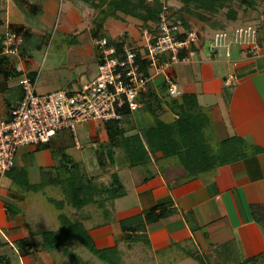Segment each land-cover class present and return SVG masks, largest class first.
Returning a JSON list of instances; mask_svg holds the SVG:
<instances>
[{"label": "crops", "instance_id": "obj_1", "mask_svg": "<svg viewBox=\"0 0 264 264\" xmlns=\"http://www.w3.org/2000/svg\"><path fill=\"white\" fill-rule=\"evenodd\" d=\"M30 2L40 5L41 12L28 13L16 0H0V48L10 25L54 31L65 46L51 61H42L49 66H37L29 53L21 64L33 78L35 93L75 92L98 72L92 35L98 10L79 0ZM257 16L251 20L238 13L216 27L198 26L194 58L167 71L178 94L167 93L164 75L152 77L139 108L120 121L114 145L107 122L88 121L78 123L75 133L63 127L45 143L20 146L14 166L0 175V264H91L80 242L66 250L43 244L41 231L57 230L61 214L81 222L96 248H117L116 264H264V14ZM248 25L256 27V54L235 40V30ZM81 30L89 35L86 56L79 47L84 43ZM103 31L110 38L126 33V40L137 44L141 22L108 17ZM214 32L227 34L228 47H210ZM18 63V58L0 53V121L9 118L22 97ZM190 94L207 116L212 140L240 137L249 144L246 156L188 177L176 161L175 148L149 149L146 128L156 120L177 119L182 97ZM65 165L80 167L97 187L113 183L121 188L113 198L111 192H95L98 204L81 207L61 203L63 195L48 197L55 201L59 224L46 228L44 215L25 204L30 192L55 188L51 178L66 171ZM97 259L93 264H108Z\"/></svg>", "mask_w": 264, "mask_h": 264}, {"label": "built area", "instance_id": "obj_2", "mask_svg": "<svg viewBox=\"0 0 264 264\" xmlns=\"http://www.w3.org/2000/svg\"><path fill=\"white\" fill-rule=\"evenodd\" d=\"M159 1L157 24L152 30L141 31L139 43L125 40L116 48L109 45L107 37L93 39L98 53L97 75L72 93L62 89L35 93L33 78L21 64L27 58L19 52L22 37L11 30L5 33L0 53L18 58L16 69L20 73L18 83L22 97L10 110L9 118L0 121V175L14 166L20 146L45 143L63 127L75 133L80 122L121 121L124 108L129 111L139 108V97L148 91L155 75H164L169 95L178 94L176 83L167 71L173 64L194 58L199 35L196 29L173 24L170 1ZM235 35V40L248 45L252 54L258 52L255 26L237 28ZM226 40V33L216 32L210 47L214 51L228 47ZM141 61L148 66L147 74L143 72Z\"/></svg>", "mask_w": 264, "mask_h": 264}, {"label": "trees", "instance_id": "obj_3", "mask_svg": "<svg viewBox=\"0 0 264 264\" xmlns=\"http://www.w3.org/2000/svg\"><path fill=\"white\" fill-rule=\"evenodd\" d=\"M16 1L20 7L26 8L30 13L38 14L41 12V6L31 3L30 0ZM80 1L98 10L93 21L92 35L94 37H107L109 45L115 46L116 48H119L126 40L127 34L125 33L122 37L118 38L108 37L103 31V24L108 17L118 19L122 15L130 16L141 22V31L144 28L152 30L157 24L160 10L159 0H152L151 2H147V0ZM169 1L171 22L184 29L185 27L180 23L181 21L182 24H185L184 13L194 15L202 24H210L214 27L218 24H216L217 22L213 16L223 7L227 8L226 18L230 20H235L238 13H241L243 16L252 15L255 11H257L255 14H264V6L257 5V0H177L180 5L176 7V10L173 8L171 0ZM235 1L238 2L239 9L232 7ZM254 18L252 17L250 19L252 20ZM10 30L22 37L23 42L19 48V52L23 57L29 53L28 51L31 48H38L44 44L50 34L44 30H34L23 25H10ZM139 53L140 51H138ZM141 62L143 72L147 74L148 66L145 65L144 61ZM17 73L19 72L17 71ZM145 96V93H143L140 95V98H145ZM195 104L196 99L193 94L183 96L182 106H179L180 111H178L179 116L177 119H173L170 123L156 120V123L149 125L144 131L150 150L176 149V159L184 166L188 177H196L212 172L222 163L240 159L246 156L248 151L247 147H249L246 140L236 136L215 143L211 135H209L208 130H206L208 122L207 116L202 110L195 107ZM129 112L127 108L123 109L124 116ZM119 123L120 121H108L106 125L110 142L113 145L117 142V134L121 130ZM140 151L141 153L146 152L143 146H141ZM64 167L66 171L57 172V175L51 178L52 182H54L53 184L58 185L64 194V198L60 200L61 203L69 202L68 204L71 203L76 207H81L83 204L89 202L98 204L99 199L95 197V192H101V194L104 191L111 192L112 195L110 194V198H113L117 195L115 191H119L121 188L120 184L114 186L111 183L102 189L92 182H89L84 172L80 170V167H70L68 165ZM115 183H118L117 180L114 181ZM59 218L60 227L57 230H43L40 233L42 242L46 247L63 248L66 250L67 245L73 242H80L101 260L108 262V264H116L117 248L109 250L96 248L88 231L83 227L81 222L72 221L65 214H61Z\"/></svg>", "mask_w": 264, "mask_h": 264}, {"label": "rangeland", "instance_id": "obj_4", "mask_svg": "<svg viewBox=\"0 0 264 264\" xmlns=\"http://www.w3.org/2000/svg\"><path fill=\"white\" fill-rule=\"evenodd\" d=\"M76 1H78V0H76ZM147 2H151V1L147 0ZM171 3L173 5V8H175V10H176V7H178L180 5L177 2V0H171ZM257 5L263 7L264 6V0H257ZM232 7L238 8V2L235 1L232 4ZM27 12H28V10H27ZM28 13H30V11ZM226 14H227V8L223 7L213 17H214V19H215V21L217 23H222L223 20L227 19L226 18ZM258 14L252 13V15L249 14V16H250V18H252V17L254 18V15H255L254 19L257 20V18H258L257 15ZM183 15H184V18H185V24H182L181 21H180V23H181V25H183V27H185V29L193 28V29H198L199 30L198 26L203 25L201 23V21H199L197 19V17H195L194 15H189L187 13H184ZM240 15H241V13H240ZM176 16H177V14H176ZM49 32H50V34H49V36L46 39L44 44H42L38 48H34V49L31 48L28 51L29 55H31L35 59V61L37 62V66H38V64L39 65L41 64V68H44V66L47 68L49 66L48 65L49 63L45 64L44 62H42L44 59L49 58V61H51L52 59H54V57H56L55 55H59V53L62 52L61 48L63 46H65V42L60 41V39H58L59 35L57 33H55L54 31H49ZM214 33H212L209 36L210 37V41L212 40ZM53 36H55L57 38H52ZM78 36L82 39V41H84L83 45H80L79 47H82V48L84 47L83 52H85V56H86V54H87V52H86L87 51V49H86L87 45L86 44H87V41L89 39V35L86 32V30H83V31L81 30V32L78 34ZM95 49H96V47H95ZM87 57H89V55ZM96 75H97V73H96ZM84 132H85V128L84 127L78 128V134L80 135V137L82 136V134ZM214 142L216 143V141H214ZM62 195H64V194H63L61 188L58 185H55V188L50 186V187L45 188L44 190H39V191H37L35 193L30 192L29 196H28L29 201H28V203L25 204L26 205L25 207H27V205H28L31 208V209H29V211H32V212L33 211L34 212L39 211L42 216L44 215V217L46 219L44 221L45 227L52 229V228H55L59 224V221L55 220V216H56V214H55L56 210H55V205H54L55 201L53 203L52 201L49 200L48 197H58V196L61 197ZM57 222H58V224H56ZM80 248L82 249L81 252L83 251L84 257L86 259L90 260L92 258L91 264H93L94 261H95V263L99 262L98 259H97V256L94 253L90 252L86 247L81 245ZM128 262H125L123 264H128ZM102 264H106V263L102 262Z\"/></svg>", "mask_w": 264, "mask_h": 264}]
</instances>
